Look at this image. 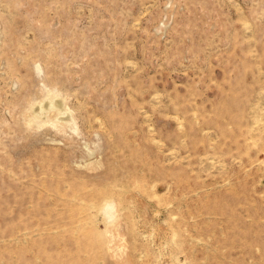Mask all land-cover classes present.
<instances>
[{"label":"rangeland","instance_id":"374dc122","mask_svg":"<svg viewBox=\"0 0 264 264\" xmlns=\"http://www.w3.org/2000/svg\"><path fill=\"white\" fill-rule=\"evenodd\" d=\"M0 264H264V0H0Z\"/></svg>","mask_w":264,"mask_h":264},{"label":"bare ground","instance_id":"6f19581e","mask_svg":"<svg viewBox=\"0 0 264 264\" xmlns=\"http://www.w3.org/2000/svg\"><path fill=\"white\" fill-rule=\"evenodd\" d=\"M50 104H51L50 106H52V105H53V103H52V102H50ZM108 204H109V203H108ZM112 207H113V206L111 205V208H112ZM111 208H110V213H112V212H111ZM108 209H109V207H108Z\"/></svg>","mask_w":264,"mask_h":264}]
</instances>
